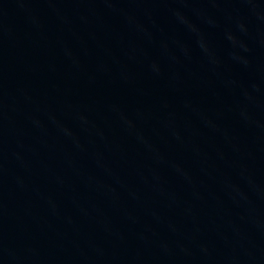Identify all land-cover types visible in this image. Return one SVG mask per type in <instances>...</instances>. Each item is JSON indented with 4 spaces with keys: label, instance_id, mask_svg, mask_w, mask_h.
Here are the masks:
<instances>
[{
    "label": "water",
    "instance_id": "95a60500",
    "mask_svg": "<svg viewBox=\"0 0 264 264\" xmlns=\"http://www.w3.org/2000/svg\"><path fill=\"white\" fill-rule=\"evenodd\" d=\"M0 264H264V0H0Z\"/></svg>",
    "mask_w": 264,
    "mask_h": 264
}]
</instances>
